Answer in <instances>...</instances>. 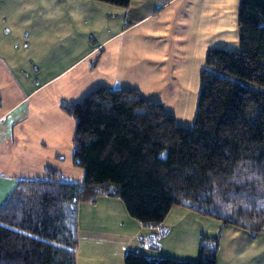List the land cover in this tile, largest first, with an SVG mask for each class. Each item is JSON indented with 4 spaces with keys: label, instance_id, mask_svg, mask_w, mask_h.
Returning <instances> with one entry per match:
<instances>
[{
    "label": "crops",
    "instance_id": "obj_1",
    "mask_svg": "<svg viewBox=\"0 0 264 264\" xmlns=\"http://www.w3.org/2000/svg\"><path fill=\"white\" fill-rule=\"evenodd\" d=\"M240 0H0V209L20 180L80 184L76 122L61 104L100 87L139 90L192 128L212 48L238 50ZM53 170L59 174H51ZM77 264L148 259L196 262L219 240L217 264H264V232L174 207L147 228L119 198L79 206Z\"/></svg>",
    "mask_w": 264,
    "mask_h": 264
},
{
    "label": "trees",
    "instance_id": "obj_2",
    "mask_svg": "<svg viewBox=\"0 0 264 264\" xmlns=\"http://www.w3.org/2000/svg\"><path fill=\"white\" fill-rule=\"evenodd\" d=\"M238 31V50L207 54L192 128L135 89L100 87L61 104L76 122L72 160L83 181L20 180L0 209V264H77L79 206L99 197L121 199L147 228L181 207L263 233L264 0H240ZM219 247L203 238L196 262L132 253L125 262L217 264Z\"/></svg>",
    "mask_w": 264,
    "mask_h": 264
},
{
    "label": "rangeland",
    "instance_id": "obj_3",
    "mask_svg": "<svg viewBox=\"0 0 264 264\" xmlns=\"http://www.w3.org/2000/svg\"><path fill=\"white\" fill-rule=\"evenodd\" d=\"M195 117V116H194ZM193 122H194V120H193Z\"/></svg>",
    "mask_w": 264,
    "mask_h": 264
}]
</instances>
